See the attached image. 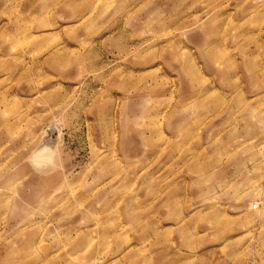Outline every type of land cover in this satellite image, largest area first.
Here are the masks:
<instances>
[{
  "label": "rangeland",
  "instance_id": "obj_1",
  "mask_svg": "<svg viewBox=\"0 0 264 264\" xmlns=\"http://www.w3.org/2000/svg\"><path fill=\"white\" fill-rule=\"evenodd\" d=\"M27 9L0 264H264V0Z\"/></svg>",
  "mask_w": 264,
  "mask_h": 264
},
{
  "label": "crops",
  "instance_id": "obj_2",
  "mask_svg": "<svg viewBox=\"0 0 264 264\" xmlns=\"http://www.w3.org/2000/svg\"><path fill=\"white\" fill-rule=\"evenodd\" d=\"M27 4L28 0H0V134L3 133L0 139V163L5 162L4 158L9 154L5 150L11 149V146H7V143L11 142V137L9 135L6 139V134L12 131L13 114L22 115V103L25 100L27 102V94L22 93L20 87L22 60L20 56L19 59H15L19 62L17 65L12 59L13 46H17L13 40L16 38L17 41V37H19V43L22 39L25 42L27 40ZM15 51L17 52V49ZM19 52H21L20 49ZM17 83L19 88L14 89L13 84L16 87ZM13 101L15 105L16 102L20 104L19 111L16 105L17 110L14 113Z\"/></svg>",
  "mask_w": 264,
  "mask_h": 264
},
{
  "label": "bare ground",
  "instance_id": "obj_3",
  "mask_svg": "<svg viewBox=\"0 0 264 264\" xmlns=\"http://www.w3.org/2000/svg\"><path fill=\"white\" fill-rule=\"evenodd\" d=\"M37 153V154H36ZM35 155H36V157H35V159H34V161L36 162V161H38V162H42L43 160H45V159H47L48 158V156H50L51 155V153H50V150H47V149H45V148H43V149H41V150H37V152H35ZM34 155V156H35ZM33 161V162H34Z\"/></svg>",
  "mask_w": 264,
  "mask_h": 264
}]
</instances>
